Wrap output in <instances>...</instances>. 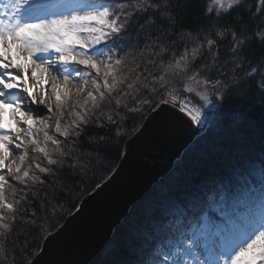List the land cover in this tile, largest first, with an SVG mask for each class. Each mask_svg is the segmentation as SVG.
Listing matches in <instances>:
<instances>
[{"label": "snow or ice", "instance_id": "snow-or-ice-1", "mask_svg": "<svg viewBox=\"0 0 264 264\" xmlns=\"http://www.w3.org/2000/svg\"><path fill=\"white\" fill-rule=\"evenodd\" d=\"M242 2L213 0L205 11L206 16L214 17L212 22L183 29L177 28L172 0H8L0 8V227L12 232L5 221H16L19 214L16 230L31 237L30 255L38 254L41 241L55 227L51 223L54 210L48 211L50 201L59 202L63 197L70 202V185L77 179L85 183L88 165L95 164L93 154L100 151L99 146L91 145L87 153L80 151L82 132L90 121L99 128L115 122L112 114L104 122L101 105L105 101L119 110L115 115L121 121L130 114L134 127L145 110H155L153 119L160 117L165 109H157V105H166L200 123L204 106L212 103L209 91L223 101L257 76L258 88L264 91V57L254 62L248 55L251 37L264 42V31L256 28L250 34L249 24L241 15L226 19ZM258 5L250 18L264 25V0H258ZM132 26L145 31L157 29L154 55L159 59L149 61L157 71L144 68L138 75L124 77L119 69L126 60L114 58L110 45L114 46ZM73 81L81 85L77 88L81 93L89 83L93 85L86 92L87 101L100 112L89 111L87 101L78 102L85 111L73 112L76 119L62 126L64 112H54L53 105L62 109L71 100ZM218 107L215 105L214 110ZM51 128L63 141L49 134ZM97 135L106 144L112 140L106 133ZM25 141L53 167L42 166L39 160L25 167L29 160ZM49 142L57 158L52 157ZM62 144L70 147L64 149ZM14 154L16 159H10ZM84 160L87 162L82 163ZM33 167L46 179L30 176ZM36 184L42 187H34ZM6 186L12 187L14 197L19 192V198L8 201ZM254 200L264 208V186L259 196L253 194L232 208L243 214L241 223L252 219ZM30 208L34 210L29 216ZM225 213L221 210L218 223L202 218L199 232L194 231L187 240L169 241L165 245L169 250H162L155 264H264V220L226 245L232 218ZM4 236L0 232V238ZM5 247L0 239V255H6Z\"/></svg>", "mask_w": 264, "mask_h": 264}, {"label": "trees", "instance_id": "trees-1", "mask_svg": "<svg viewBox=\"0 0 264 264\" xmlns=\"http://www.w3.org/2000/svg\"><path fill=\"white\" fill-rule=\"evenodd\" d=\"M212 2L213 0H172L174 11L178 16L177 28L196 29L212 22L214 17L205 14L206 6ZM258 6V0H243L240 5L230 10L226 19L241 15L249 24L250 34L256 28L264 31V25L260 24L258 19L250 18L255 16V9ZM248 9L252 12L249 13ZM156 31L157 29L145 31L132 26L114 46L110 45L111 55L114 58L122 57L126 60L121 66L123 71L119 75L133 77L144 68L157 71L149 63L150 60L159 59L154 55L157 50L154 45L158 43ZM177 47L179 48V45ZM179 50L182 52L183 48ZM248 55L254 62L264 57V42H261L259 37H251ZM258 83L257 76L246 86L242 85L240 89L228 94L223 101L218 99L216 105L219 107L214 110L213 119L206 132L198 137L177 161L173 171L131 209L128 217L115 231L111 242L90 264H155L158 251L169 250L165 245L169 241L180 240L182 230L190 225L202 227V218L218 223L217 217L221 210L232 218L231 223L246 222L241 223L243 214L232 208L241 206L253 194L259 196L261 187L264 186V91L258 88ZM89 85L91 91L93 85L91 83ZM85 101L87 98L79 104ZM79 104L76 103L65 111L61 120L62 126H67L76 119L72 115L73 112L85 111ZM160 106L157 105V109ZM101 107H103L104 122L108 114L114 116L115 122L106 125L105 128H99L90 121L82 132L78 142L80 151L87 153L89 145L99 146L100 151L93 154L96 157L95 164L88 165V175L84 177L85 183L77 179L73 185H70V202L66 203L63 197L59 202L50 201L48 211L53 213L54 210L55 218L51 223L55 227H52L41 241L38 254L45 239L62 227L67 218L79 208L81 202L115 172L123 157L126 143L155 111L145 110L142 120H139L138 126L134 127L130 114L121 121L115 115L119 110H114L113 105L105 101ZM87 109L94 113L100 112L99 108H92L91 101H87ZM120 115L125 114L121 112ZM98 133H106L112 138L111 142L106 144L100 140ZM49 134L58 137L54 129L50 130ZM58 138L62 141L64 139ZM61 147L67 149L70 144H62ZM48 149L52 157L57 158L58 153L50 142ZM28 152L29 160L25 167L34 166L37 160L42 166L53 167L47 165V160L42 155L36 154L32 146ZM86 162V160L82 161V163ZM33 174L46 179L34 167L30 176ZM8 180H11V177ZM11 183L17 188L22 187L15 181ZM29 184L31 185V181ZM34 187L42 186L36 184ZM12 191L11 186L5 187V195L10 202L18 199L20 195L17 192L14 197ZM223 194L227 195V200L224 199ZM253 203L256 206L250 208V212L260 207L258 200H254ZM32 210L34 209L30 208L29 216ZM6 215L12 216V213ZM18 220L19 214L16 221H5L13 228L10 233L0 227V232L5 233L4 238L0 239H3L6 245V255H0V264H30L38 255H30L33 250L32 239L22 230H16Z\"/></svg>", "mask_w": 264, "mask_h": 264}, {"label": "water", "instance_id": "water-1", "mask_svg": "<svg viewBox=\"0 0 264 264\" xmlns=\"http://www.w3.org/2000/svg\"><path fill=\"white\" fill-rule=\"evenodd\" d=\"M126 143L115 172L89 194L79 208L44 241L30 264H90L111 242L131 209L174 169L208 127L161 105Z\"/></svg>", "mask_w": 264, "mask_h": 264}, {"label": "rangeland", "instance_id": "rangeland-1", "mask_svg": "<svg viewBox=\"0 0 264 264\" xmlns=\"http://www.w3.org/2000/svg\"><path fill=\"white\" fill-rule=\"evenodd\" d=\"M1 8H2V6H1ZM70 67H72V66H70ZM122 71H123V68L120 67V69H119V74H121ZM90 79H91V78H89V80H90ZM74 82H75V81H74ZM89 84H90V83H89ZM89 84L87 85V88H86V91H85V92H83V93L79 92V94H78L75 98H71V100H70L67 104H65L64 108H62V109H57V108H55V106L53 105L54 112L59 113V112L63 111V112L65 113V111H68V110L70 109L71 106H73V105H75L76 103L81 102V101H83L84 99H86V98H87V94H86V92H87V91H90V88H91ZM74 85H75L76 87H80V86H81V85H78L76 82L74 83ZM209 96H210V98H211V100H212V103L204 106V108H203V115H202V117H201L202 120H205L208 111H213V110H214V106L216 105V103H217V101H218V98H217L215 95H213L211 91H209ZM193 103L195 104V101H193ZM51 104H52V103H51ZM51 104H50V105H51ZM190 106H191V105H190ZM197 106H199V105H197ZM52 129H54V128L49 129V131L52 130ZM40 136L42 137V136H43V133H40ZM25 145L27 146L28 151H29L31 145H29L28 142H26ZM8 178H9V177H6V179H8ZM251 213L253 214V217H252V219H251L250 221H248L249 224H250V223L253 224V223H257V222L260 223L261 220H264V208H255V209H253V210L251 211ZM235 224H236V221H235V222H232V223H231V226H233V225H235ZM218 227H219V226H218ZM236 227H238V225H235L234 227H231L230 229H228L227 232H226V235H227V233H229L231 230H232L233 232L238 231V230L236 229ZM199 228H201L200 225H195V226L193 227V229H192V233H193L194 231H196V232L198 233V232H199V230H198ZM233 229H235V230H233ZM188 230H189V229H188ZM188 230H187V231H188ZM186 234H187V232H186ZM186 234H185V235H186ZM185 235L183 236V238H182L181 240H187V239H188L187 235H186V236H185ZM185 237H187V238H185ZM226 240H227V241L229 240V237H228V236H226ZM238 240H239V238H238ZM226 245H229V244L226 242ZM161 251H162V250H159V251H158V253H157V258L160 257V253H161ZM188 259L191 260L192 258H188ZM200 259L203 260V256H201ZM193 264H194V261H193Z\"/></svg>", "mask_w": 264, "mask_h": 264}, {"label": "bare ground", "instance_id": "bare-ground-1", "mask_svg": "<svg viewBox=\"0 0 264 264\" xmlns=\"http://www.w3.org/2000/svg\"><path fill=\"white\" fill-rule=\"evenodd\" d=\"M8 2V0H0V8H1V6L3 7L4 6V4H6ZM70 67V66H69ZM74 81H73V84L71 85V88H72V96H71V98H75L78 94H79V92L77 91V88H79V87H76L75 85H74ZM52 102L51 101H49V104H51ZM26 142L27 141H25V144H26ZM10 159H16V156H15V154L10 158Z\"/></svg>", "mask_w": 264, "mask_h": 264}, {"label": "flooded vegetation", "instance_id": "flooded-vegetation-1", "mask_svg": "<svg viewBox=\"0 0 264 264\" xmlns=\"http://www.w3.org/2000/svg\"><path fill=\"white\" fill-rule=\"evenodd\" d=\"M207 120H208V117H206V122H207Z\"/></svg>", "mask_w": 264, "mask_h": 264}]
</instances>
